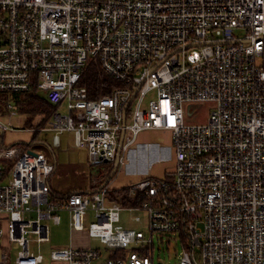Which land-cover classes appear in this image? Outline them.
I'll use <instances>...</instances> for the list:
<instances>
[{
    "label": "built area",
    "instance_id": "obj_1",
    "mask_svg": "<svg viewBox=\"0 0 264 264\" xmlns=\"http://www.w3.org/2000/svg\"><path fill=\"white\" fill-rule=\"evenodd\" d=\"M91 63L116 84H101L109 92L91 96L81 83ZM32 88L56 106L52 145L71 131L88 163L110 170L54 198L55 163L3 143L19 114L9 98L0 113V264H9L8 241L20 247L15 264H42L27 235L48 241L47 220L59 224L62 211L109 256L69 245L51 249L50 264H151L153 233L184 243L178 264H264V0H0V93ZM204 102L213 104L207 121L193 122ZM147 128L170 132L173 168L112 186ZM124 207L145 215L147 234L118 223Z\"/></svg>",
    "mask_w": 264,
    "mask_h": 264
},
{
    "label": "rangeland",
    "instance_id": "obj_2",
    "mask_svg": "<svg viewBox=\"0 0 264 264\" xmlns=\"http://www.w3.org/2000/svg\"><path fill=\"white\" fill-rule=\"evenodd\" d=\"M5 93H0V113L5 108ZM153 97L150 93L147 98ZM131 102L130 107H133ZM213 108V104L204 102L197 106L192 113L193 122H206ZM59 111L64 112V108ZM2 115L0 114V117ZM26 117L18 114L13 122V129H8L3 135V143L9 145L12 142H20L26 149L42 152L47 161L55 162V170L51 173L49 183L58 194L54 198H64L71 189L79 188L85 190L92 179L102 170L109 171L107 164L90 165L88 163L87 150L83 146L73 144V133L62 131L59 135L60 146H53L51 137L54 132L48 127V121L39 126L41 116L32 119L31 125L25 123ZM29 142V143H28ZM128 161L112 178V186H124L131 182L145 178H159L165 176L174 166V153L171 142V134L166 129L147 128L139 131L134 144L127 152ZM141 215L143 222L133 220L134 215ZM93 220L90 209L85 215L84 226ZM48 223V241L38 242L34 234H28V248L34 252H40L43 256L42 264H50V250L56 247H67L69 245H96L101 253L98 260L109 256V251L100 246L96 238L89 237L87 231H77L69 226L67 212H61L59 224ZM119 224L123 227L142 230L147 234L146 217L142 212L130 211L124 207L119 213ZM152 247L148 251L151 264H178L184 243L175 234L152 235ZM9 250V264H15L14 258L20 248L16 242H6ZM129 251V248L126 249Z\"/></svg>",
    "mask_w": 264,
    "mask_h": 264
},
{
    "label": "trees",
    "instance_id": "obj_3",
    "mask_svg": "<svg viewBox=\"0 0 264 264\" xmlns=\"http://www.w3.org/2000/svg\"><path fill=\"white\" fill-rule=\"evenodd\" d=\"M81 83L87 87L88 92L91 96H96L100 93L109 92L110 89L109 86L106 88H102L101 90L100 87L102 83L116 85L112 81V79L107 74H105L104 71L101 68H99V66L95 63L89 64L84 69ZM9 98L15 103L18 113L23 114L27 118L25 123L28 126L31 125L32 119L38 115L41 116L39 126L43 125L52 115V113L56 110V106L50 104L49 102L44 100L41 96H39L35 88H32L25 92H16L10 95L5 94L4 96L5 101L9 100ZM117 191L118 188H113L111 190L110 195L115 196ZM51 193L52 196L54 197L58 195L52 188H51ZM63 196L65 195H62V197ZM123 203L136 204L135 200L132 201L130 199L124 200Z\"/></svg>",
    "mask_w": 264,
    "mask_h": 264
},
{
    "label": "crops",
    "instance_id": "obj_4",
    "mask_svg": "<svg viewBox=\"0 0 264 264\" xmlns=\"http://www.w3.org/2000/svg\"><path fill=\"white\" fill-rule=\"evenodd\" d=\"M54 163H55V162H54ZM89 186H90V185H88V187H85V190L88 189ZM50 187H51V185H50ZM51 188H52V187H51ZM52 189H53V188H52ZM73 190H79V188L71 189V191H73ZM69 192H70V191H69ZM67 194H68V193H67ZM67 194H66V195H67ZM82 231H84V230H82ZM72 245H73V246H88V245H75V244H72Z\"/></svg>",
    "mask_w": 264,
    "mask_h": 264
},
{
    "label": "water",
    "instance_id": "obj_5",
    "mask_svg": "<svg viewBox=\"0 0 264 264\" xmlns=\"http://www.w3.org/2000/svg\"><path fill=\"white\" fill-rule=\"evenodd\" d=\"M29 143V142H28ZM116 160H117V158H116ZM115 167H116V165H115ZM115 167H114V169L112 170V173L114 172V170H115Z\"/></svg>",
    "mask_w": 264,
    "mask_h": 264
}]
</instances>
